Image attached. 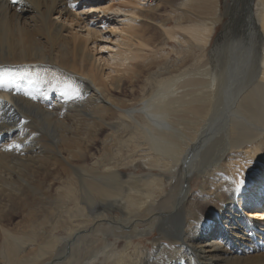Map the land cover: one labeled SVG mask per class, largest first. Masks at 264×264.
<instances>
[{
  "label": "bare ground",
  "instance_id": "obj_1",
  "mask_svg": "<svg viewBox=\"0 0 264 264\" xmlns=\"http://www.w3.org/2000/svg\"><path fill=\"white\" fill-rule=\"evenodd\" d=\"M239 1L0 0V264H264V0Z\"/></svg>",
  "mask_w": 264,
  "mask_h": 264
},
{
  "label": "rangeland",
  "instance_id": "obj_2",
  "mask_svg": "<svg viewBox=\"0 0 264 264\" xmlns=\"http://www.w3.org/2000/svg\"><path fill=\"white\" fill-rule=\"evenodd\" d=\"M103 1V4H110L111 3V1H113L112 3H120V1L121 0H102ZM224 0H220V2H221V7H222V2H223ZM110 2V3H109ZM239 4H241V0L239 1ZM87 12V14H80L79 16V18H80V23L82 24L81 26H84L85 24H89L88 26L90 27V24L91 23H95V26H91V27H95L96 29H98L100 32H101V34H104L103 35V37H101L99 40L101 41V43L102 44H105V42L106 43H109V41H107V39H106V36H107V34H108V28L106 29H104V28H102V25H103V22L102 21H104L105 22V20H101V18H100V16H96V14L95 13H93L94 11H86ZM108 14H110V13H108ZM120 14H122V13H117V15H120ZM99 15H101V14H99ZM110 15H114L113 13H111ZM96 16V17H95ZM92 20V22H91V20ZM99 19V20H98ZM114 18H112V20H113ZM118 21H119V23H120V20L121 19H123V17L121 16V17H118ZM86 20V21H85ZM94 20V21H93ZM84 21V22H83ZM90 23H89V22ZM87 22V23H86ZM116 22V21H115ZM116 25H119V24H116ZM97 26V27H96ZM170 26H172V25H170ZM87 28V26L86 27H83L82 29H80V27H75L74 28V32H77V31H79V30H82V33L83 34H85L86 32L85 31H83V30H85ZM77 29V30H76ZM104 29V30H103ZM221 29H222V27L221 26H219L218 28H217V32H215V35L216 34H218V33H220V31H221ZM109 35H110V37H112L113 38V35H112V33H109ZM214 35V36H215ZM113 44V43H112ZM112 44H110V47H108V49H113L111 46H112ZM194 185H192V188L194 189V188H196L197 187V182L195 181V183H193ZM250 219V221H252V218H249ZM261 224H264V221H263V223H260V225Z\"/></svg>",
  "mask_w": 264,
  "mask_h": 264
}]
</instances>
